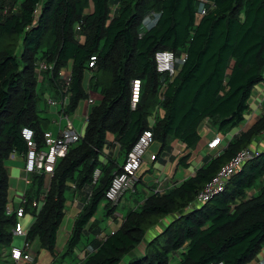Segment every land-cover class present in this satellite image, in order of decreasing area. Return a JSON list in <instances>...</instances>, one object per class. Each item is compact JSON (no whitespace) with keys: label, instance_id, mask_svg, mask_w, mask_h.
<instances>
[{"label":"trees","instance_id":"1","mask_svg":"<svg viewBox=\"0 0 264 264\" xmlns=\"http://www.w3.org/2000/svg\"><path fill=\"white\" fill-rule=\"evenodd\" d=\"M207 1L213 5L200 15V0H0V264L3 248L13 239L16 208L34 217L25 237L33 258L39 248L53 253L66 191L89 187L63 255L72 253L105 199L113 173L120 171L142 132L151 130V144L158 145L156 152L149 145L144 160L152 153L159 158L178 141L184 152L176 165L187 169L206 117L207 126L224 137L221 144L209 149L193 174L163 191L152 190L103 240L88 241L93 248L85 249L77 264H121L127 255L124 264H247L261 251L264 148H255L254 142L264 132V98L254 123L231 137L226 134L245 122L251 91L264 81V0ZM159 50L179 57L172 78L156 70L154 55ZM90 56L96 57L93 67L88 66ZM38 60L53 66L42 75L58 99L64 94L59 70H70L68 101L58 105L61 112L73 113L88 90L99 98L84 119L81 138L56 162L53 173H28L30 181L16 207L10 203L5 165L11 154L26 151L23 126L33 129L39 146L43 141ZM135 78L140 92L131 108ZM109 134L118 143L114 155L106 152ZM246 147L255 148V156L228 178L221 192L192 206L197 192ZM41 197L37 207L33 203ZM116 208L107 201L108 214ZM166 216L171 220L162 231L145 241V232ZM141 242L143 253L133 254Z\"/></svg>","mask_w":264,"mask_h":264},{"label":"crops","instance_id":"2","mask_svg":"<svg viewBox=\"0 0 264 264\" xmlns=\"http://www.w3.org/2000/svg\"><path fill=\"white\" fill-rule=\"evenodd\" d=\"M45 77H46L45 74L42 75V82H46ZM89 77H90V73L89 72L85 73L84 85L86 87L88 84ZM46 84L49 87L47 82ZM54 98L58 99L59 96L58 95L54 96ZM98 98H99L98 94H94L88 90L87 98L81 100L77 108L70 115H67L61 112V109L57 105H56L57 106L56 111H48V112L45 111L44 118H43L44 130H49V131H52L53 134H56L64 126L66 115L69 116L71 120H72L71 118L72 116L76 120H78L79 117L80 118L83 117V119H85V117L88 115L90 106L93 103L98 102ZM263 98H264V81L255 85V87L252 89L251 95L249 98V111L247 113L249 116L244 123L239 125L240 126L239 131L249 127L260 116L262 112L261 111V101ZM252 103H254V107H255L254 109L251 108ZM256 108L257 110H255ZM152 120H153V117L150 118V122H152ZM72 122L74 124V120H72ZM199 131L201 132V142L197 145V147L193 151L192 162L195 161L201 165L205 159V156L208 153H210V150L207 147V142L210 141L212 136L217 132L213 128H211L210 125L204 126V124L200 126ZM108 140H109V145H107L106 152L110 155H114L117 153L118 143L111 134L108 135ZM254 147L259 150L264 148V132L261 135L257 136L256 141L254 142ZM150 149L152 150V152H156V150L158 149V145H154L153 143ZM200 150L204 152V155H201L199 153ZM183 152H184V145L181 142L173 141L171 143V148L169 149V151H166L163 154H161L159 158H156L155 160L150 161L146 157L143 164L139 168V171L137 172L139 177L142 175L141 182L144 184L143 188L140 194H136L138 193L137 191L135 193L130 192L132 194H129L127 197H125L124 199L125 203L123 202L122 207L124 209L127 208V212H128L130 209L135 208L138 204H141L143 199L152 190L153 191H163L166 188L173 186L175 183H178L179 181L184 179L186 176L190 175L189 172L188 173L186 172L187 169L185 168L182 169L181 166L176 165L177 158L179 157V155L183 154ZM155 161H159L160 168L154 167ZM146 163H148L147 165H151V167L145 169L146 170L145 171L143 165ZM23 165H24L23 155L17 154V153L11 154L9 160L7 161L5 165V167L8 170V175H9V180H10L9 181L10 203L11 205L16 206V207L23 200L25 189L28 186V181H30L29 174L24 172L23 170ZM146 172L149 175V177L147 178L149 182L145 180ZM95 173L98 175V171H96ZM71 184L72 183H70V185ZM255 190H256V187L249 190V194L253 193ZM67 191L71 192V197L69 198V201L66 202L65 214L56 232V241H57V238L60 239L59 247L56 246L55 244L53 253H50L48 250H45L44 248H39L33 260L30 262L21 261V260L17 262H13V261H10L8 257L9 249L10 247L13 246L11 243V245L7 246V248L6 247L3 248L2 264H77L80 260V257L83 256L84 250L85 249L91 250L93 248L92 244L89 243L91 240H96V241L103 240L109 232H112L119 226L121 220L124 217V214L120 215L117 212V209L114 212L115 214L114 213L108 214L106 210L107 201L106 199H102L99 202L95 213L85 225L83 236L87 242L81 245L82 247L79 249V251H77L78 254L76 255L77 258L75 260H73L72 258V261H70L69 263L66 262L65 259L69 257H67V255H63V257H61L60 255L63 254L65 251L66 241L70 235L73 221L75 217L77 216V214L79 213V211L81 210V208L83 207L86 200L88 199V195L90 194V189L89 187L81 189V188H73L71 186ZM16 197H19V199H15ZM102 201L104 203H101ZM119 205L120 203L118 204V206ZM101 214L102 216H104L105 219L111 218L110 219L111 222H108L107 225L101 224L100 221L98 220V218L101 217ZM170 220H171V216H166L160 219L158 224L150 227L145 232L144 240L145 241L150 240L151 238L159 234L160 231H162L164 226H166V224ZM144 245L145 243L141 242L134 249L133 254H137V255L142 254ZM68 256H71V255H68ZM127 258L128 257H124L123 262L121 263L124 264L128 260ZM260 263L264 264V246L262 247L261 251L255 256V258H253L247 264H260Z\"/></svg>","mask_w":264,"mask_h":264},{"label":"built area","instance_id":"3","mask_svg":"<svg viewBox=\"0 0 264 264\" xmlns=\"http://www.w3.org/2000/svg\"><path fill=\"white\" fill-rule=\"evenodd\" d=\"M200 1L203 2V5L199 7L198 12L200 15H204L207 13L208 5L212 6L213 4L207 0ZM145 24H147L146 19L143 20V25L146 26ZM154 58L156 62V70L158 72L166 73L171 78L176 74V57L173 51L159 50L155 53ZM95 60V56H90L88 66L93 67ZM52 68L53 66L51 64L46 63L44 60H38L35 67L37 79L41 81L42 74L47 71H52ZM59 77L64 82V94L61 95L60 99L58 100L49 97L47 102L52 106L65 105L68 101V97L65 93L70 80V70H66L64 68L60 69ZM139 92L140 80L135 78L131 81V108L135 107L139 98ZM86 118L87 116L85 119ZM203 123L204 126L207 125V117L202 122V125ZM20 133L26 144V151L23 154L24 172H44L50 175L53 173L56 162L66 155L69 146L78 141L82 135L76 130L72 120L67 115L65 116L64 126L56 134H53L52 131L49 130L43 131V141L41 146H39L38 142L34 138V131L31 127L23 126ZM152 137L153 135L151 130H144L138 137L137 141L133 144L131 149L128 151L124 162L121 164L120 171H115L113 173L110 184L105 191V199L110 203L111 206L117 207L123 195L127 191L134 192V184L138 180L137 172L144 162V155L152 142ZM223 138L224 137L219 133H215L210 141L207 142V147L209 149L217 147L221 144ZM43 146L46 147V149H42ZM256 153L257 152L254 149L249 147L241 149L232 159H230L223 167L218 170L215 176L208 183H206L197 192L195 198L191 202V205L193 206L202 204L213 195L221 192L228 178L239 171L243 163L255 156ZM154 159H156L155 154L152 153L150 155V160ZM96 177L97 174H95L94 180ZM41 199L42 197L39 201L34 202L33 204L39 207L41 205ZM7 212L11 213V208H7ZM16 215L18 221L16 222L15 228L13 229V234L21 236L23 244L20 247L12 246L9 251V256L13 262L20 260L30 262L33 260V256L31 253L30 243L25 239L27 227H23V225L19 222V218H23L25 215L23 214L21 207L16 208ZM209 264L223 263L222 261H219L211 262Z\"/></svg>","mask_w":264,"mask_h":264},{"label":"rangeland","instance_id":"4","mask_svg":"<svg viewBox=\"0 0 264 264\" xmlns=\"http://www.w3.org/2000/svg\"><path fill=\"white\" fill-rule=\"evenodd\" d=\"M146 19V21H147V19L148 18H145ZM176 61H178L179 62V57L176 59ZM64 69H66V70H69V68H65L64 67ZM36 89H37V93H38V96H39V100H38V108L41 110L40 111V116L42 117V118H44V113H45V111L46 112H48V111H56L57 110V106H52V105H50L48 102H47V99L49 98V97H53L52 96V94H51V91H50V88L47 86V84H46V82H41V81H39L38 82V84H37V87H36ZM54 98V97H53ZM251 108L252 109H254L255 107H254V103H252L251 104ZM255 110H257V108L255 109ZM258 112H259V110H258ZM248 113V112H247ZM248 114L245 116V121L247 120V118H248ZM72 118V120H74V126H75V128H76V130L79 132V133H83V131H84V119H83V117H79L78 118V120H76L75 118H73V116L71 117ZM244 123V122H243ZM239 129H240V126H238V127H235V128H233L232 130H230L227 134H226V136L227 137H231L234 133H237V132H239ZM151 145H153V143L151 144ZM155 145V144H154ZM42 149H46V147H42ZM255 149V148H254ZM199 153L201 154V155H204V152L202 151V150H200L199 151ZM145 157H147V156H145ZM148 163H146V164H144L143 165V167H144V170L145 169H147V168H149V167H151V165H147ZM200 164L199 163H197V162H195V161H193V162H191V164L189 165V167L187 168V170H186V172L188 173L189 172V174L191 175L192 173H194V170L199 166ZM154 167H156V168H160V164H159V161H155L154 162ZM183 169V168H182ZM149 177V175H148V173L146 172V176H145V180H147V178ZM46 179H48V177H46ZM148 181V180H147ZM149 182V181H148ZM144 183H146V182H144ZM143 183L142 182H137L136 183V186H135V189H136V191L138 192V193H136V194H140V192H141V190H142V188H143ZM147 190V189H146ZM129 194H132V193H130V191H127L126 193H125V195L123 196V198L120 200V205L116 208L117 209V212L121 215V214H126L127 213V208H123L122 207V204H123V202L125 203V201H124V199H125V197H127ZM144 195V194H143ZM18 196H20V195H18ZM71 197V192H69V191H66V201H69V198ZM15 199H19V197H16ZM101 203H104L103 201L101 202ZM66 207V206H65ZM102 210H103V208H102ZM98 213V212H97ZM96 213V214H97ZM111 218H107V219H105L104 218V216H102V214H101V217H99L98 218V220L100 221V223L101 224H103V225H107L108 224V222H111V220H110ZM33 221V216H32V214H30V213H25V215H24V217L23 218H19V222L23 225V227H28L30 224H31V222ZM108 227V226H107ZM106 227V228H107ZM59 238H57V241H56V246H58L59 247ZM12 245L13 246H18V247H20L22 244H23V241H22V237L21 236H18V235H14L13 234V239H12ZM86 243V240H85V238H84V236H83V238H81V242H79L78 243V245H77V247H75V249H74V252H72V253H69V254H65V255H67V257H69V258H66L65 260H66V262H70V261H72V258H73V260H75L76 258H77V254H78V252L77 251H79V249L82 247L81 245L82 244H85ZM7 248V247H6ZM68 255H71V256H68ZM73 255V256H72ZM61 257H63V254H61L60 255ZM259 256V255H258ZM257 256V257H258ZM125 257H128L129 258V256L127 255V256H125ZM173 258L175 257H177V255L176 254H174L173 256H172ZM127 258V259H128ZM122 264V263H121Z\"/></svg>","mask_w":264,"mask_h":264}]
</instances>
